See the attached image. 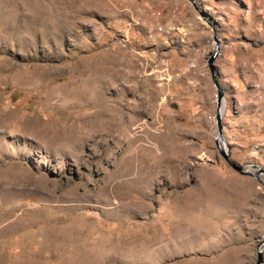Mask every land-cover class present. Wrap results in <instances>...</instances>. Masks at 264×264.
I'll list each match as a JSON object with an SVG mask.
<instances>
[{
    "label": "rangeland",
    "instance_id": "obj_1",
    "mask_svg": "<svg viewBox=\"0 0 264 264\" xmlns=\"http://www.w3.org/2000/svg\"><path fill=\"white\" fill-rule=\"evenodd\" d=\"M213 35L264 168V0H0V264H264Z\"/></svg>",
    "mask_w": 264,
    "mask_h": 264
},
{
    "label": "water",
    "instance_id": "obj_2",
    "mask_svg": "<svg viewBox=\"0 0 264 264\" xmlns=\"http://www.w3.org/2000/svg\"><path fill=\"white\" fill-rule=\"evenodd\" d=\"M194 5V4H193ZM195 6V5H194ZM213 43H214V51L208 56L207 58V68L209 71V75L210 78L212 80V83L214 85V87L216 88V110H215V120H216V124H217V136L214 138V143L215 146L218 149L219 154L222 156V158L225 160V162L236 172L243 174V175H249V176H253L256 177V173L257 172H264V168H259L257 167L256 169H254L253 171H249L247 169H243L239 166H237L235 163L231 162L228 158V153H227V149L224 150L221 147V143H220V138H221V127H220V123H219V119H220V114H221V110H222V103H221V91L218 89V85H217V81L215 79V73H214V66H213V60L214 57L217 53V39L216 37L213 35L212 37ZM264 237V235H263ZM257 258L258 260L260 259V255H259V251H257Z\"/></svg>",
    "mask_w": 264,
    "mask_h": 264
},
{
    "label": "bare ground",
    "instance_id": "obj_3",
    "mask_svg": "<svg viewBox=\"0 0 264 264\" xmlns=\"http://www.w3.org/2000/svg\"><path fill=\"white\" fill-rule=\"evenodd\" d=\"M220 143H221V147H222L224 150H226V147H225V141H220Z\"/></svg>",
    "mask_w": 264,
    "mask_h": 264
}]
</instances>
